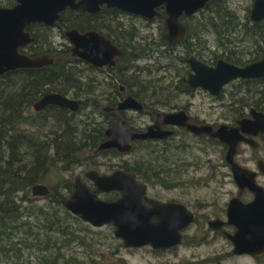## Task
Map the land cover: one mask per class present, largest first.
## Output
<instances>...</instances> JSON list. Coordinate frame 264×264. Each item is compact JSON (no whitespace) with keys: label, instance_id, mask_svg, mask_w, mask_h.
Instances as JSON below:
<instances>
[{"label":"trees","instance_id":"obj_1","mask_svg":"<svg viewBox=\"0 0 264 264\" xmlns=\"http://www.w3.org/2000/svg\"><path fill=\"white\" fill-rule=\"evenodd\" d=\"M14 4V0H0V7ZM249 10L250 5L241 14L227 0H210L195 15L183 16L181 19L186 25V33L175 45L179 46L180 51L174 56L175 46L169 45L163 37L166 28L162 17L147 20L130 15L146 23H158V38L140 35L136 43L132 41L135 35L131 31L137 30V27L131 23L126 26L116 23L115 13L123 12L115 8H103L98 16L65 10L56 28L61 34L63 30L71 28L104 32L123 48V55L118 59L120 63L136 65L137 60L153 59L155 63L162 62L165 71L174 67L177 78H180L185 69L183 57L191 53L205 62H215L222 57L238 65L263 57L264 22L254 24L249 18ZM105 12L115 13L108 16L109 13ZM103 13L105 20L101 22L99 19ZM53 28L42 23L29 25L27 30L35 41L25 47V53L29 55L48 53L53 58L52 64L0 74V264H130L119 254L124 245L113 235L112 225L105 226L107 231L95 230L62 204L73 189L75 166L89 160L94 154L104 140V127L75 119L74 115L80 112H71L60 106L49 105L42 111L32 110L33 104L49 92L84 97L82 75L73 64L75 58L70 56L68 46L60 49L52 47ZM138 33L135 32L136 35ZM208 35L213 36L217 50L208 49L201 41ZM244 41L249 44L243 46ZM205 42H208L207 38ZM147 69H138L137 87L132 93L141 101L153 103L155 109L161 107L169 97L193 90L181 79L166 84L164 78L151 76ZM125 75L121 73V77ZM225 87L234 115L242 113L247 107L264 111V78L238 79ZM224 89L223 92L226 91ZM167 90L173 94L165 96ZM85 107L86 100H82L79 110ZM48 121H53V124L47 129ZM142 149L143 154L137 157L139 160L126 161L118 168L134 172L140 181L151 186L174 187L183 183L177 177L170 178L172 171L166 168L171 159L168 161L162 151L153 156L147 145ZM174 149L178 154L177 147ZM133 151H136L135 147L129 152L131 156ZM144 151H147L146 154ZM116 152L115 149H106L98 153L112 156ZM162 159L167 162H162ZM151 162L155 166L152 167ZM51 166H56L61 173H69V176L63 175L58 183L47 186L49 192L43 196L45 201L39 204L37 198L32 197L31 187L45 181ZM100 196L113 200L119 193L110 191ZM200 239L185 236L183 242L190 240L198 243ZM165 250L152 251L161 253ZM206 263L214 264L215 261L199 262Z\"/></svg>","mask_w":264,"mask_h":264},{"label":"water","instance_id":"obj_2","mask_svg":"<svg viewBox=\"0 0 264 264\" xmlns=\"http://www.w3.org/2000/svg\"><path fill=\"white\" fill-rule=\"evenodd\" d=\"M11 7H0V74L22 68H40L52 64L48 54L27 55L19 49L34 40L26 28L33 22L57 25L60 13L65 9L78 12L97 13L102 6L115 8L121 12L137 15L147 20L162 17L166 27L165 39L173 43L185 34V26L180 21L182 15L191 16L205 7L209 0H14ZM250 20L259 24L264 20V0H252L249 10ZM72 44L71 55L87 60L94 65L112 64V58L121 55V50L94 30L79 32L76 29L65 31ZM186 62L189 70L183 77L185 84L192 88L207 91L217 96L223 88L238 79L264 78V56L252 62L238 65L218 58L211 65L203 59L190 55ZM54 104L78 109L79 101L58 93H47L33 104L34 110ZM142 109L139 101L127 94L116 109ZM252 120L243 119L237 126H220L212 131L209 125L185 123L184 111L177 113L159 112L155 123L145 132L137 133L122 126L118 116L106 130L108 139L98 150L115 147L128 151L134 139L163 138L171 131L162 124L184 125L194 134L209 133L220 142L228 145L226 160L230 165L239 194L247 188L254 193L250 202H243L236 196L228 201L226 220L213 219L207 222L210 228L232 225L233 232L225 233L232 245L233 255L259 257L264 254V189L255 183V172L235 162L233 156L237 143L251 141L244 134L263 133L264 113L251 109ZM264 173V161L258 163ZM86 177L93 182L89 186L78 175L75 177L72 192L62 200L63 206L73 215L92 228L104 225L113 226V235L121 240L126 248L149 246L152 249H168L178 246L184 239L183 231L194 222V213L185 205L172 201H161L147 195L148 185L140 181L131 171L115 170L110 174L90 170ZM117 191L113 200L101 198L102 193ZM49 192L46 185L38 183L31 187L32 196H45Z\"/></svg>","mask_w":264,"mask_h":264},{"label":"rangeland","instance_id":"obj_3","mask_svg":"<svg viewBox=\"0 0 264 264\" xmlns=\"http://www.w3.org/2000/svg\"><path fill=\"white\" fill-rule=\"evenodd\" d=\"M227 1L232 7L238 9L241 14H244V8L251 5L252 2V0ZM122 17L127 23H134V25L137 27V31L139 32L137 36L141 37L150 35L151 37L158 38L159 29L157 22L146 23V21L138 19L137 17H130V15H125ZM51 32L53 34L51 38L52 47L60 49L64 46H68L67 39L58 31L57 28H53ZM205 38H207L208 42H205ZM201 41H204L203 43L206 44L208 49L213 51L217 50L212 35L205 36L201 39ZM248 44L249 43L245 41L243 42V46H247ZM219 51H221V49ZM155 57H158V55ZM135 64L141 66L142 68H148L151 72V76L153 77L164 78L163 81L165 83V79H168L169 77H173L174 81L175 77L177 78L175 70L169 68V70L167 69V71H165V68L162 67V62L155 63L153 59H140L135 61ZM157 67L161 68L158 69ZM143 71V73L146 72L144 69ZM224 88V90L227 89L226 87ZM227 90L224 92L221 91L224 96L220 99V97L214 98L207 91L199 89L195 97L192 99V112L204 119H217L218 114L222 110L220 105L228 103L229 106V103H231L229 101V97L227 96ZM181 99L182 101L184 99L185 103L190 102V100H187L188 98L186 97H181ZM248 108L249 107L245 108V111ZM82 112L83 110H81V112L78 113L74 118L78 120L84 119ZM128 115L130 118L134 116L133 118H135L137 122L138 117H136L137 115L135 112H130ZM141 119L144 121H150L149 117L143 116ZM46 124H48L46 127L48 129L51 128V124H53V122L49 121ZM186 141L191 144L198 142V149H192L190 152L186 151L185 154L171 153L173 151H170L171 155L169 156V158L174 163H179L178 158L180 155L182 158V163L184 159V163L191 164L187 166L186 172L183 171V168L181 170V174L183 175L179 180L183 183L174 187L148 185V194L149 196L159 200L166 201L173 199L175 201H180L184 203L190 210H192L196 220L194 219L195 221L183 231V235L184 237L195 236L197 239L202 238L200 239L201 241L198 243H193L190 240H187L188 242L186 243L182 241L180 245L171 248V250L170 248L166 249L161 253L153 252V249H151L149 246H143L139 248L124 247L120 248L119 254L130 264H199V262L202 260H214V264H264V254L258 258L249 255H233L231 253L232 245L223 234L224 230L221 232L214 231L213 228H210L207 225L208 220H213L216 218L225 219L224 213L226 205L231 198L237 196L239 191L232 178L229 166H227L223 161L224 149L221 150L218 146L210 145L208 142L205 144L202 142L204 139L193 140L187 137ZM148 148L152 150L153 156L159 154L160 149H157L155 144H149ZM241 148H245V150H247L245 153H242L243 157H248L250 154L249 149H247L244 145H242ZM144 152L146 154L147 151ZM243 157L241 155L236 156V161L244 167L257 170L256 164L254 162L250 160H244ZM102 158H105L108 164L110 162L117 161L116 158H113L109 162L107 155L102 156ZM99 159L100 157H98V160ZM162 162L167 161L162 159ZM167 164H169V162ZM94 165H96V163L91 164L90 159L83 160L81 164L75 166L73 170V177L77 174L84 176L83 173ZM177 166L178 165L176 164L174 166L171 165L170 167H175L176 170H179V167ZM105 169L106 167L103 165L98 167V170L101 171H105ZM63 175L69 176V173H61V171L56 168V166H51L45 181H41L39 183L45 184L49 187L58 183L59 178H61ZM175 177H177V174H175ZM177 178H179V176ZM177 178H175V180H177ZM257 182H259V184L264 187V175L259 176ZM32 197H36V201L39 204L45 201L43 196ZM241 198L246 200L249 199L250 196L247 194L245 197L244 195L241 196ZM105 226L106 225L93 229L107 231ZM226 231L228 230L226 229Z\"/></svg>","mask_w":264,"mask_h":264},{"label":"flooded vegetation","instance_id":"obj_4","mask_svg":"<svg viewBox=\"0 0 264 264\" xmlns=\"http://www.w3.org/2000/svg\"><path fill=\"white\" fill-rule=\"evenodd\" d=\"M103 8H107V7L102 6L101 9L97 13H94V14L93 13H88V12H84L83 14L86 13V14H89L90 16H98ZM107 9H109V8H107ZM65 10H71V9L67 8ZM64 11H62V12H64ZM72 11H76V10H72ZM160 11L163 12V16H162V18H163L164 17V11H163V9H161ZM198 12H196V13H198ZM61 13H60V15H61ZM79 13H82V12H79ZM105 13H109V14H107L109 16L110 14H114L115 12H112V13L111 12H105ZM105 13H103L102 17H100V19H99L101 22L105 20V18L103 17ZM127 14L128 13H124V12L123 13H115V15H117L116 23L118 22V23H120L122 25H125V26L128 25V23L122 17V16H125ZM195 14H193V15H195ZM129 15H132V14H129ZM193 15H191V16H193ZM135 16H137V15H135ZM183 16L185 17L186 15H182L180 17V21L182 23H183V21H182L181 18ZM191 16H187V17H191ZM59 18H60V16H59ZM59 18H58V20H59ZM154 18H156V17H154ZM58 20H57V25H53V26L46 25L43 22H33V23H42V24H44L46 26L56 28V27L59 26ZM262 22H264V20ZM262 22H260V23H262ZM33 23H31V24H33ZM131 24L134 25V23H131ZM183 25L185 26V29H186V25L184 23H183ZM27 28H26V30H27ZM71 29H73V28H71ZM74 29H76V28H74ZM91 30L96 31L100 35L104 36L106 39H110L112 44L114 46H116L118 49L121 50V55L114 56L112 58V60H113L112 64H104V65H101V66H98V65L96 66V65L92 64L91 62H89L87 60L81 59L79 57H74V56L71 55L72 44L70 43V41L67 39V37L65 35V31L66 30H63V35L68 41V50L70 52V56L75 58V61H73V64L79 69L78 73L82 75L81 83H82V87H83V96H84V97H81V98H75L72 95H66V97H68L70 99H74V100L79 101L78 109L76 111H73V110H71L69 108H67V109L70 110L71 112H81L79 110L81 102H82V100H86V107H85V109L82 112V115H83V118H84L83 120H87L88 122H91L92 125H97V126L104 127V130H103L104 140L102 142H104L105 140L108 139V136L106 134V130L111 127V122L113 120H115L118 116L123 120L122 126L124 128H128L131 131L137 132V133L145 132L150 126H152L155 123L156 114L159 113V112L177 113L179 111H184L186 116H187V120L185 121V123H190V124H195V125H209L212 128V131L217 130L222 125L226 126V127H234V126L238 125L237 122L240 121V120H243V119L252 120L253 119V116L251 114V109L253 107H249L246 111L244 110L242 113H237V114L234 115L233 112L231 111V103H229V106H228V103H224V104L220 105V108L222 110L218 114L217 119L208 120V119L201 118L199 115H197L196 113L192 112V110H191V106H192V103H193L192 99L195 97L196 93L199 91V88H193V90L190 91L187 94H177V95H174L173 98L169 97L168 99H166V102H164V104L161 106L162 108L158 107V108L155 109L153 107V103H151L149 101H145V102L141 101L138 97H136L132 93V92H134L136 90V87H137L136 80H137L138 69H142V67L138 66V65H132L130 62L120 63L118 59L121 58V56L123 55V48L120 46V44H118L115 40H113V38L108 37L106 33L100 32V31L95 30V29H86V30H83V31H79V30L78 31L83 33V32L91 31ZM27 32H29L30 36H32L31 32L29 30H27ZM131 32H133L134 35H135L134 38L132 39V41H133V43H136L137 39L139 37V36H137L135 34V32H137V30H132ZM165 33H166V31H165ZM165 33H164V35H165ZM185 33H186V31H185ZM183 36L177 38L175 41H173V43L169 42L168 40L167 41H168L169 45L175 46L177 44L178 40L180 38H182ZM32 37H34V36H32ZM33 41H35V37H34ZM33 41H31L30 43L26 44L25 46H22L19 49V51L25 53V51H26L25 47H27ZM178 48H179V46H175V49L173 51L174 52L173 56L175 54H177L178 51H180V48L179 49ZM25 54H27V53H25ZM43 54H48V53H43ZM192 54L197 56L195 53H191L188 56L183 57L184 58V65L183 64L182 65L185 66V69L182 72L180 78H176L175 77V81H174L173 77H169L168 79H165L166 80V84H169V81L176 82L179 79H181L183 81V77L186 75V73L189 70V66H188V64L186 62V59ZM27 55H29V54H27ZM30 56H33V55H30ZM49 57H51V56L49 55ZM197 57H199V56H197ZM156 58H158V57H156ZM199 58H201V57H199ZM219 58H222V57H219ZM201 59H203V58H201ZM215 62H211V63L206 62V63L213 65ZM177 64H178V62H177ZM169 68H172V70H174V67H169ZM169 68H168V70H169ZM121 73H125L126 75L124 77H121ZM139 79H144V78L139 77ZM49 93H57V92H49ZM171 93L173 94V92L169 93V91L167 90L165 92V96L168 97V96L172 95ZM58 94H60V93H58ZM127 94H130L134 99L139 101L141 103V105H142V109H133V108L116 109L117 106L124 100V98L126 97ZM223 96H224V94L220 93L219 95L213 96V97L214 98H216V97L219 98L220 97V99H221V98H223ZM227 96L229 97L228 94H227ZM181 97L188 98L187 100H190V102L189 103H185V100L183 99V101H182ZM49 105H54V104H49ZM49 105H46L44 108H42L40 110H34L33 106H32V110L33 111H42ZM55 106H58V105H55ZM226 106H228V107H226ZM60 107H62V106H60ZM64 108H66V107H64ZM257 111L264 113L263 110H257ZM130 112H135L136 113V115H137L136 117H138L137 122H136L135 118H133L134 116H132L131 118L129 117L128 113H130ZM69 114L70 113H68V115ZM76 115L77 114H75L74 117ZM143 116L144 117H149L150 121L142 120L141 118ZM48 122H46V123H48ZM162 127H163V129H165L167 131H171V133L169 135H166L163 138L134 139V140L131 141V148L128 151H120V150L116 149L115 147L98 150L99 145L102 143L101 142L98 145V147L96 148L94 154H92L91 158H90L91 164L97 163V166L94 165L91 168H89L88 170H86L83 173L84 176L83 175L81 176L79 174L75 175L73 177V188H74L75 177L78 176V175L89 186H91V187L94 186L93 182L89 178L86 177V173L88 171H90V170H97L101 174L102 173L110 174L113 171L118 170L119 169L118 166H120L122 163H124L126 161H128V162H136L137 160H139L137 157L139 155L143 154V149L142 148L145 145L148 146L149 144H155L157 149H160V151H162V153L165 154L164 156L167 157L168 161L170 159L169 156L171 155V153H175L174 147H177V150L179 152L178 154H185L186 151L190 152L192 149H194V150L198 149V145H197L198 142H196L195 144H191V143L186 141L187 137L190 138V139H193V140L194 139H197V140H203L204 139V141H202L203 143L206 144L208 142L210 145L218 146L221 150L224 149L223 161H224V163H226L227 166H229V169H230V165L228 164V162L226 160V157H225L227 149H228V145L227 144H225L223 142H220L217 138L212 137V135H210L209 133L194 134L191 131L187 130L184 125H172V124H168V123H163ZM244 136L246 138H250L251 141H249V142L243 141V140L239 141L237 143L236 152H235L233 158H234L235 162H237L236 161V156L241 155L243 157L242 153H245V151H247V150H245V148L242 149L241 148L242 145H244L247 149H249L250 154L248 155V157H243V159L244 160H250V161L254 162L256 164V169L257 170L251 169L249 167H245V168L255 172V183L264 189V187L262 185H260L259 182H257L258 177L261 176V175H264V173H262L258 169V163L260 161H264V140L262 138L263 137V133H257L255 135L244 134ZM133 147L136 148V151L135 152L133 151L132 152L133 156H131V154H129V152L132 150ZM106 149H115L117 151L116 155L109 156L108 154H106L107 157H108V161L109 162L113 158H116L117 161L110 162L108 164V162H106L105 158H102V156H106V155H101L98 152L101 151V150H106ZM170 151H173V152L170 153ZM98 157H100L99 160H98ZM178 161H179V163H174L171 160L169 162L168 167L166 168V170H169V172L170 171L173 172V173H170L169 176L175 177V174H177V177L179 176V179H180V177L183 175V174H181L182 168H183V171L186 172L187 166H189L191 164L184 163V159H183V163H182V158L180 157V155H179ZM176 164L178 165L177 167H179V170H176V168H175L176 166L171 169L170 166L171 165L174 166ZM100 165H103V166L106 167L105 171L98 170V167ZM151 165H152V167L155 166V164L152 163V162H151ZM242 167H244V166H242ZM120 170H123V169H120ZM125 171H127V170H125ZM230 172H231V169H230ZM231 175H232V178H233L232 172H231ZM239 191H238L237 196L243 202H250L253 199V197H254V193L252 191H250L249 189H247V188H245L241 192V194H239ZM247 194L250 196V198L249 199L245 198L246 200H243L241 198V196L244 195V197H245V195H247ZM147 195L149 196L148 193H147ZM149 197H151V196H149ZM151 198H154V197H151ZM161 201H164V200H161ZM166 201L177 202V203H181V204L185 205L184 203H182L180 201H175L173 199L166 200ZM226 208H227V205H226ZM224 214H225V219H221V218H216V219L226 220V209H225V213ZM226 229L228 231H226ZM213 230L214 231H218V232H221V231L224 230L223 234L225 235L226 232H229V233L233 232L234 227L232 225H223V226H221L219 228H216V229L214 228Z\"/></svg>","mask_w":264,"mask_h":264}]
</instances>
